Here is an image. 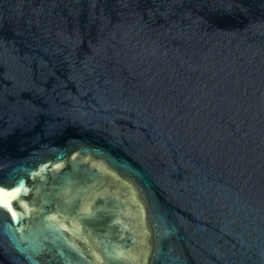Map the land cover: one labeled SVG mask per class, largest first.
I'll return each instance as SVG.
<instances>
[{
    "label": "water",
    "instance_id": "1",
    "mask_svg": "<svg viewBox=\"0 0 264 264\" xmlns=\"http://www.w3.org/2000/svg\"><path fill=\"white\" fill-rule=\"evenodd\" d=\"M0 264H264V0H0Z\"/></svg>",
    "mask_w": 264,
    "mask_h": 264
},
{
    "label": "snow or ice",
    "instance_id": "2",
    "mask_svg": "<svg viewBox=\"0 0 264 264\" xmlns=\"http://www.w3.org/2000/svg\"><path fill=\"white\" fill-rule=\"evenodd\" d=\"M0 203H3L2 201H0Z\"/></svg>",
    "mask_w": 264,
    "mask_h": 264
}]
</instances>
